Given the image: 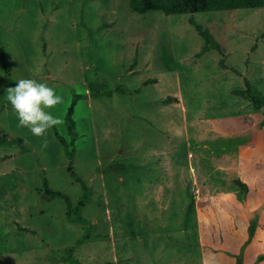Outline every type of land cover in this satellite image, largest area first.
I'll return each mask as SVG.
<instances>
[{"label":"rangeland","instance_id":"1","mask_svg":"<svg viewBox=\"0 0 264 264\" xmlns=\"http://www.w3.org/2000/svg\"><path fill=\"white\" fill-rule=\"evenodd\" d=\"M74 1L0 0V76L2 50L18 65L11 77L26 75L23 61L42 55L47 25L48 44L61 39L68 50L58 53L71 59L28 68L57 74L46 84L63 103L50 111L69 140L73 95L87 94L73 55L80 47L94 55L88 78H103L112 96L80 99L73 114L74 170L92 191L82 209L89 224L69 222L62 198L42 197L44 179L74 206L83 194L53 129L40 142L19 135L24 156L17 143L0 145V264H73L60 259L72 246L81 264H264V109L232 94L244 78L264 91V7L138 13L129 0H96L86 50L74 29ZM50 4L61 6L51 16ZM190 17L211 31L223 55L201 53L204 40ZM119 85L128 93L115 92ZM10 87L0 80L4 130ZM114 164L133 168L114 171ZM89 226L90 237L76 246Z\"/></svg>","mask_w":264,"mask_h":264},{"label":"trees","instance_id":"2","mask_svg":"<svg viewBox=\"0 0 264 264\" xmlns=\"http://www.w3.org/2000/svg\"><path fill=\"white\" fill-rule=\"evenodd\" d=\"M129 6L132 11L138 13H146L152 10H159L165 14H194L199 12H209V11H219V10H235L241 8H262L264 7V0H129ZM189 22L194 26L195 30L204 40V46L201 49V53L209 50L215 49L221 55H223L224 48L216 40L211 31L208 28H205L201 24L197 23L193 17L189 18ZM1 61L4 68V75L0 76V80H7L12 87L15 86L16 81L10 76L9 68V59L5 56L4 51H1ZM219 65L221 67H227L224 63V58L222 57L219 60ZM232 69V67H230ZM88 93L87 94H75L71 105L68 108V111L65 116V124L67 132L69 135V140L66 137L61 135L56 127H53L54 135L56 139L60 142L65 156L68 158L67 170L69 174L76 179V181L81 185L83 194L78 199L77 204L74 206L64 193L60 191H53L49 188L47 180H43V194L42 197L46 200H51L54 198H62L66 204V219L71 223L79 224H89L82 216V209L85 207L86 203L89 201L92 195L91 189L86 185V183L76 175L74 170V158H75V141L77 139V134L75 133L76 122L73 118L74 108L78 100L83 99L87 96L93 98L100 97H111L112 90L108 88L106 81L103 78H98L96 80H89L87 83ZM119 93H128L127 89H124L123 86H117L114 90ZM134 92V91H133ZM129 93H132L130 90ZM232 94L241 100L248 101L252 104L255 109H264V91L257 89L249 80L244 78V88H237L232 91ZM5 142L17 143L20 146V152H27V147L25 145V140L21 137L12 138L7 133L0 131V145ZM114 171L117 169L120 172H127L133 167L131 165L125 164H114ZM240 186L244 184L241 181H236ZM89 226L86 229L84 236L79 239L76 243V246L82 244L87 240L93 228ZM19 230L27 231L24 227H19ZM75 246H72L68 250V255L61 257L62 261H70L73 264H81L79 261L73 258L72 253ZM238 264H241L238 260Z\"/></svg>","mask_w":264,"mask_h":264},{"label":"crops","instance_id":"3","mask_svg":"<svg viewBox=\"0 0 264 264\" xmlns=\"http://www.w3.org/2000/svg\"><path fill=\"white\" fill-rule=\"evenodd\" d=\"M42 1L43 0H38V3L42 2ZM95 1L96 0H75L74 2L76 4L73 6V10L76 12H79V15H78L79 19H78V17L76 18V15H75L76 20L74 22V29L77 31L76 36L79 38V41L80 40L85 41V49L86 50H88L87 43H88V40L90 39L88 36V33H87V30H88L87 28L90 27V32L92 31L90 23L92 22V16L94 13L93 4ZM66 6H68V8H69V4ZM59 7H61V6H59L57 4H55V5L50 4V13L51 14L49 16L54 15V12ZM36 8L38 9V11H40L41 14H43V19H46L47 15L45 14L44 7L41 6V4H39V6H37ZM60 30H64V29L61 28ZM40 31H41L40 32V38H41V45H42V50H41L42 55H40V58L37 57L34 60V62L32 63V65H28L26 61H23V63L26 64V66H27V68L25 69L26 75H21L19 72L16 73V76H13L15 78L16 82L20 79H35L38 82L47 83L49 80L53 79L52 76L56 77L57 74L52 73V72H47L44 69H42V71L40 72V71H38V69H31V67L28 68V66L40 67V65H42L43 67H46L49 64L50 58H55L54 65L59 66V65H62V61L67 63V61L71 59L70 56L61 55L60 53H58L59 49L62 50L61 52H63V54H65V51L68 50L66 44H59L60 41L62 42L61 39L54 46L51 43L48 44V42H47V25H43L41 27ZM79 32L83 33V35L85 37H81L79 35ZM89 41L92 45L93 41L92 40H89ZM76 42H77L76 46L80 47L79 42L78 41H76ZM6 57L9 59V68H10V76H11V74H12L11 70L13 71V68H12L13 64L15 66H18V65L13 62L11 56L8 55ZM94 58H95L94 55L88 54V51L83 54L81 47H80L79 54L73 55L74 61L78 60L80 67H82L80 73L82 74V83H83V85L86 86V93H88L87 83L89 81V78H88L89 68H88L87 64H88V61H92V60H94ZM66 82L68 83V82H70V80L66 81ZM5 119H6L5 130L0 128V131H4L5 133H7L11 137H19V135H22L23 137H26L28 139L27 141L34 140L36 142H40L44 138V137L36 138V137L32 136V134L28 131V129L19 127L18 126V119H17L16 115L14 114L13 110L9 109L5 113ZM53 133H54V131H53ZM47 135H49V132L46 133L45 137ZM25 153H27V152H25ZM25 153L20 152V155L24 156Z\"/></svg>","mask_w":264,"mask_h":264},{"label":"clouds","instance_id":"4","mask_svg":"<svg viewBox=\"0 0 264 264\" xmlns=\"http://www.w3.org/2000/svg\"><path fill=\"white\" fill-rule=\"evenodd\" d=\"M6 100L18 119V126L28 129L36 138L45 137L50 129L63 124V119L50 111L63 103V97L46 83L20 79L8 88ZM43 146H47L46 139Z\"/></svg>","mask_w":264,"mask_h":264}]
</instances>
